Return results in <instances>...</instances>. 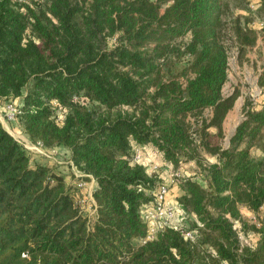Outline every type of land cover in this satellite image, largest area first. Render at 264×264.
I'll return each mask as SVG.
<instances>
[{
  "label": "trees",
  "instance_id": "trees-1",
  "mask_svg": "<svg viewBox=\"0 0 264 264\" xmlns=\"http://www.w3.org/2000/svg\"><path fill=\"white\" fill-rule=\"evenodd\" d=\"M229 1L0 0V102L21 101L11 127L65 149L93 177L96 204L90 224L66 176L32 163L0 124V264H264V100L243 106L221 146L238 96L221 94L223 33L229 25L240 53L256 42L247 16L224 22ZM257 7L264 18V0ZM256 85L264 96V65ZM143 146L174 168L196 163L203 180L176 177L181 195L166 201L178 228L145 243L140 210L166 183L132 161ZM241 208L254 242L234 226Z\"/></svg>",
  "mask_w": 264,
  "mask_h": 264
},
{
  "label": "rangeland",
  "instance_id": "rangeland-1",
  "mask_svg": "<svg viewBox=\"0 0 264 264\" xmlns=\"http://www.w3.org/2000/svg\"><path fill=\"white\" fill-rule=\"evenodd\" d=\"M27 1L29 2V0H16L19 4L27 3ZM227 4L228 12L226 10L224 11V22L228 24L231 18L236 14L241 13L247 16L249 27L255 32L256 42L254 46L247 47L243 53H240L236 40L228 29L229 25L226 26V30L223 33V45L227 51V77L222 86L221 94L224 98L233 93L238 94L232 109L228 112L222 123L223 139L221 141V146L223 147H227L229 138L233 135L236 126L243 119V106L245 104H251V106L257 107L264 100V96L256 85L258 74L264 65V18L258 10L257 0H230ZM9 104H14L18 107L21 101L6 100L2 103L0 102V124L4 129L12 132L16 140H18L17 138L19 137V139L29 141L23 134L18 132V130H14L11 127L12 121L10 122L6 119L5 107ZM57 115L58 120L61 121L63 118L61 112H58ZM203 116L208 118L210 116V111L208 109L204 110ZM189 121L191 123V136L196 139V121L193 117H190ZM13 125L14 128H16V124ZM26 151L29 153L32 163L57 167V169L66 176L68 185H71L73 189L75 188V192L77 191L79 194L75 199V206L79 209L80 214L92 224L96 217V204L93 198L95 182L93 177L77 171L73 163L69 160L68 153L63 148L47 150L42 146L38 150L26 149ZM136 151L140 153V159L138 160L135 159ZM201 157L205 167L214 163V159L209 155L202 154ZM132 161L144 166L149 175L154 174L153 172H158L163 182L169 185V201L171 203L173 202L175 205L178 197L181 195V191L178 187L176 178H174L175 181L173 180L174 182L171 183L173 175H185L191 177L193 180H199L201 183L203 182L201 171L196 163H182L178 168H174L170 164H166L162 156L151 146L133 147ZM240 211L242 215L240 222H234V226L240 235L239 238L242 243H247V238H250V240L254 242L257 239V235L254 233L253 228L255 223L254 215L244 208H241ZM183 217L186 216L183 215Z\"/></svg>",
  "mask_w": 264,
  "mask_h": 264
},
{
  "label": "built area",
  "instance_id": "built-area-1",
  "mask_svg": "<svg viewBox=\"0 0 264 264\" xmlns=\"http://www.w3.org/2000/svg\"><path fill=\"white\" fill-rule=\"evenodd\" d=\"M5 110V117L10 122L14 121L15 118L21 113L19 107L15 106L14 104L6 105ZM17 139L18 140H15L27 150H38L43 146L41 142L31 143L25 139H19V137ZM135 159H140V153L138 151H136ZM176 177H178L177 174L173 175L171 183L175 181L174 178ZM168 190V184H160L157 187L153 202L142 206L140 215L143 224L147 228V234L141 243L152 240L153 237L164 228H178L176 209L174 205L166 201ZM185 238H191V234L186 233Z\"/></svg>",
  "mask_w": 264,
  "mask_h": 264
},
{
  "label": "crops",
  "instance_id": "crops-1",
  "mask_svg": "<svg viewBox=\"0 0 264 264\" xmlns=\"http://www.w3.org/2000/svg\"><path fill=\"white\" fill-rule=\"evenodd\" d=\"M6 130V129H5ZM7 131V130H6ZM12 137H14L12 134V132H10V131H7ZM18 136V135H17Z\"/></svg>",
  "mask_w": 264,
  "mask_h": 264
}]
</instances>
